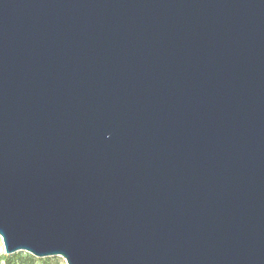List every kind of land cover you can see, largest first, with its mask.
Instances as JSON below:
<instances>
[{"label": "water", "instance_id": "1", "mask_svg": "<svg viewBox=\"0 0 264 264\" xmlns=\"http://www.w3.org/2000/svg\"><path fill=\"white\" fill-rule=\"evenodd\" d=\"M0 237L264 264V0H0Z\"/></svg>", "mask_w": 264, "mask_h": 264}, {"label": "rangeland", "instance_id": "2", "mask_svg": "<svg viewBox=\"0 0 264 264\" xmlns=\"http://www.w3.org/2000/svg\"><path fill=\"white\" fill-rule=\"evenodd\" d=\"M0 264H66L61 256L38 258L25 251L5 253L0 237Z\"/></svg>", "mask_w": 264, "mask_h": 264}]
</instances>
